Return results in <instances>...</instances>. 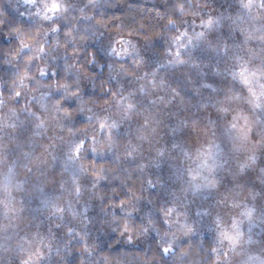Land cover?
Wrapping results in <instances>:
<instances>
[{"label": "snow or ice", "instance_id": "obj_1", "mask_svg": "<svg viewBox=\"0 0 264 264\" xmlns=\"http://www.w3.org/2000/svg\"><path fill=\"white\" fill-rule=\"evenodd\" d=\"M22 2L27 10L20 15L28 17L27 27L13 26L12 21L0 17V25L9 28V39L16 41L4 59L9 64L13 58L22 59V65H14L7 97L0 90V107L8 105L0 112V138L8 137V141L0 139V162L10 155L9 142L22 152V156L13 155L6 172L0 173V217L11 222L24 211L23 200H17L13 190L23 192L28 180L27 176L16 178L17 165L31 174L33 169L40 172L48 166L49 159L59 158L57 188L49 192L40 183L32 191L39 194L38 207L65 228L68 239L56 249L60 264H65L62 253L70 252L73 242L81 249L79 264H89V257L97 251L99 241L89 232L94 223L88 214L89 202L82 200L86 192L89 200L101 202L104 219L100 223L110 226L118 240L131 244L155 233L159 255L140 264L188 261L191 248L182 245L200 226V221L190 218L194 201L189 194H216L208 207L197 203L195 214L211 217L212 246L188 264H233V254L243 256L239 264H264V239L255 240L252 235L257 221L264 224V0H234L220 9L208 7L207 0H174L163 10L149 9L161 19L167 17L163 25L169 30L167 45L158 59L149 51L142 52L138 41L131 38L146 30L143 17L139 21L133 18L130 24L114 22L116 30L105 40L100 30L107 27V21L86 10L88 6L101 8L97 0L86 4L78 0ZM237 31L238 40L233 38ZM90 38L97 41L95 51L87 47ZM200 48L207 55H197ZM61 52L62 68L54 66L59 55H53ZM85 52L88 58L81 61ZM100 53L109 60V81L116 82L111 87L101 81L103 101L85 98L82 89L90 75L86 65L96 63ZM114 60H125L127 66ZM165 65L194 72L188 77L191 95L182 96L179 85L173 86L161 75L159 70ZM216 77L224 80L218 82ZM121 79L127 84L120 83ZM177 101L180 106L173 108ZM162 108L169 111L162 113ZM76 112L86 113L84 123H74ZM125 123L134 128L122 134ZM25 126L28 135L21 139ZM36 146L39 152L34 150ZM88 153H113L111 166L87 160ZM153 168L159 169V174L153 177L148 172L145 179L146 170ZM250 172L254 175L248 179ZM137 173L139 190L132 179ZM108 180L116 187L106 194L100 186ZM156 186L165 190L167 198L160 201L158 211L151 207L144 210L142 202L152 203L149 190ZM220 206L238 208L239 212L224 214ZM137 212L140 223L132 218ZM52 227L49 225L46 234H41L38 225L30 234H9L18 236L19 264H46L48 253L41 249L46 245L49 253L52 251L47 243L55 238ZM9 228L16 225L0 223V231ZM3 244L0 241V246ZM103 259L104 264H110L108 257ZM117 264L128 262L119 260Z\"/></svg>", "mask_w": 264, "mask_h": 264}, {"label": "rangeland", "instance_id": "obj_2", "mask_svg": "<svg viewBox=\"0 0 264 264\" xmlns=\"http://www.w3.org/2000/svg\"><path fill=\"white\" fill-rule=\"evenodd\" d=\"M8 3L9 8L19 17L23 18V19H28L27 16H21L20 13L26 11L27 9L23 6V2L22 0H6ZM99 0H97L98 2ZM79 3H87V0H78ZM203 2V0H202ZM234 0H207L208 3V7L214 8V9H220L222 6L227 7V5L229 3H233ZM20 5L19 8H17L16 6ZM86 10L88 12H91L92 7L88 6L86 8ZM191 20V17H189V21ZM47 26V25H45ZM83 23H81V27H83ZM189 27H191V24H189ZM101 32L104 33V39L107 40L109 38V33L104 32L103 30H100ZM60 34L61 36L63 35V29L60 30ZM114 38V37H113ZM132 39H135L138 41V46H141V50L143 51H149L153 54V59H158L160 56L163 55L164 52V47L167 45V35H163V36H159L157 39L154 40H149V39H141L135 36L131 37ZM234 39H239V33L238 31L236 33H234L233 36ZM92 42L94 45L97 44V41L92 40L91 38L86 42ZM197 55H207L206 50H204L203 48L197 49L196 50ZM25 55H27V53H25ZM53 55H59V59L55 62L54 66H59L62 68V65L64 63L63 58H62V52L57 54V53H53ZM107 58V56H106ZM129 60L131 58H128ZM108 60V58H107ZM114 63H119V64H125L127 66V61L125 60H118V61H113ZM109 63V60H108ZM18 64V61L14 60V64H13V69H14V65ZM132 69L129 68V72H131ZM160 73L162 76H164L173 86L179 85V90L181 91V95L182 96H187V95H191L192 93V87H191V83L188 79L189 75H194V72H192V70L188 67H179V66H163L160 70ZM46 75L48 76V78L50 79V72L46 73ZM209 75H212L211 73H209ZM159 78V77H158ZM217 81L220 82L222 80H224V77H216ZM230 79V78H229ZM47 81H45L46 83ZM114 82V81H113ZM120 83H125L127 84V81L124 79H121L119 81ZM114 84H116V82H114ZM238 84V82H237ZM91 84H89L88 79L86 78L83 82H82V89L83 92L87 91L89 88H91L90 86ZM5 86H3L0 83V90L5 89ZM7 89V88H6ZM46 90V89H41ZM157 94H161V93H157ZM24 102V98L21 97L20 99V103ZM33 106L35 107V101L32 102ZM13 106H18V105H13ZM179 102L177 101L174 105L173 108L175 107H179ZM8 105L5 104L4 106L0 107V112L6 111ZM162 113H167L169 111V109H161ZM86 113H80L79 112V118L81 120H84V116ZM23 116V114H22ZM167 121H165L166 123ZM129 127H133L134 125H129L127 123H125L122 128H121V133L123 134L124 132H126ZM6 131H10L6 130ZM161 131H165L163 128L161 129ZM51 134V132L49 131V135ZM28 135V131H27V126H25V129L22 131L21 134V139H23L24 137H26ZM3 139L4 141H8V137L5 135L4 137L0 138ZM46 142V141H45ZM10 143V155L9 157L0 162V173H4L7 170V164L11 162L12 160V156L13 155H17V156H22V152L20 149L15 148L14 145ZM36 152H39L40 149L38 146L35 147L34 149ZM88 155H93L91 153H88ZM107 155L109 157H113V153H104V154H96L95 156H104ZM60 160L59 158L56 161H52L51 159H49L48 161V166H46L45 168H42L40 170V172L38 173V176L36 178H34V176L32 174H34V171H36L35 169H33V172L31 174L27 173V170L24 169L23 167H21L20 165H17L16 167V178L17 179H23L27 176V180L28 183L25 185V190L23 192L20 191H16L13 190V195L17 198V200L22 199L24 202V211L23 214L21 216H19L15 221H9L6 218H2L0 217V223H4V224H15L16 228L12 229L9 228L8 231H0V241H4L3 246H0V264H19V260H20V254L18 252V249L16 248V241L18 239V236H11L10 237V233H18V235H25L26 233L30 234L33 231H37V225L39 226V231L41 232V234H46L48 232L49 229V225H53L52 229H51V235L53 237H55L54 239L51 240H47V243H50L52 245V249L55 247H60L63 242L65 240L68 239L67 234L65 233V228L63 226H61V221L58 219H51L49 218L47 211L44 209H41L38 207V203H39V194L32 191L33 187L35 184H40L43 183L45 186V189L49 192L55 190L58 186V181L61 178V170H60ZM151 171V175L154 177L156 172H159V169H149ZM159 174V173H158ZM156 177V176H155ZM150 191V190H149ZM152 191H155V194L151 195V200L152 203L149 204V202L147 200L143 201L141 207L144 208V210H147L149 207L153 208V211H158L159 207H160V201L166 199V192L165 190L161 189L160 186H156V188ZM223 193L222 188L220 189V194ZM3 195V192L0 191V196ZM65 196L67 195V193L64 194ZM145 195L147 196V192L145 193ZM89 196L90 193H85L84 196L82 197V200H87L89 202V207H88V214L89 216L92 218V220L94 221V223L90 224L89 226V232L91 234V236L99 241V237L100 235L103 234H107L108 232H111V227L108 225H102L100 223L101 220L104 219V214H103V208L100 205V201L98 199H91L89 200ZM217 196L216 194H213L212 196H210V198H213ZM156 198H158V200H156ZM209 197L207 195H201V196H196L193 197L191 196V194H189V199L194 201L191 205H190V218H196L198 221H200V226H199V231L197 233H194L192 237H200L205 233H209L212 236V240L213 237L215 235L214 230H212L209 227L210 221H211V217L207 218L206 216L204 217H196V205L197 203H199L200 205L203 206V204H207L208 207V201H206V199H208ZM237 212L233 211V213L230 214H235ZM139 216H141L140 212L135 213ZM65 224H67V219L64 222ZM245 229H247V222H245ZM259 227L256 226H252V235L254 237L255 240H261L260 238V233H257ZM261 229L264 230L263 227H261ZM154 235L155 233H149L148 235L144 236V237H140L139 239L135 240V241H139V243H142L143 240H145L148 236ZM31 238V237H30ZM191 238V237H190ZM47 239V237H46ZM133 241V242H135ZM38 242V241H37ZM103 242V240H102ZM132 242V243H133ZM100 243V242H99ZM254 248L256 247L255 245L253 246ZM42 251H44L45 253H48V255L44 258L46 260V264H60V260H61V256L59 257L56 253V249H53L51 252L53 253H49V249L46 245H42ZM258 250V248H257ZM63 254V253H62ZM243 259V256L240 254H233V264H239V261ZM93 262V261H92Z\"/></svg>", "mask_w": 264, "mask_h": 264}, {"label": "trees", "instance_id": "obj_3", "mask_svg": "<svg viewBox=\"0 0 264 264\" xmlns=\"http://www.w3.org/2000/svg\"><path fill=\"white\" fill-rule=\"evenodd\" d=\"M170 2H174V0H99L98 3L102 5V7L92 8L91 12L93 13L94 17L107 21V27L101 28V30L107 33L114 32L116 30L115 23L123 22L124 24H130L133 18L139 21L140 18L143 17V22L147 25L146 30L139 36H136L135 34H133V36L141 39L147 38L149 40H154L157 39L159 36L167 35V32L169 30L163 28L167 17L161 19L155 14V11H149V9L160 8L161 10H163V8L165 6H168ZM0 17L12 21L13 26L18 24L27 27L29 23L28 19H23L17 16L9 8L6 0H0ZM8 32L9 28L7 25H0V83L5 86V89H3V91L5 92L6 97V88H8V81L12 78V73L14 71L13 64L15 59L13 58V64H9L4 59V57L7 54L9 48H14L16 45V41L14 39H9ZM124 34L127 35V32L125 31ZM93 46L94 44L92 42L87 43L88 49L95 51ZM87 58L88 57L86 52L81 54V61ZM18 63L22 65V59L21 61H18ZM107 65L108 60L103 53L99 54L96 63L86 65L87 71L90 74L89 78L87 79L89 81V84H91V88L83 92L85 98L94 97L97 101H103L105 99V97L101 94V81L108 83L111 87H115L114 82L109 81L108 79L109 69ZM92 75L95 76V79L91 78ZM99 106L100 105L97 104V107ZM73 121L76 125L84 123V120H81L79 118V112L74 113ZM86 159L89 161L95 160L97 164L104 162L106 166H111L109 162L112 160V157H109L107 155L101 157L88 155L86 156ZM125 167H127V165H125ZM148 172L151 171L149 169L146 170L144 176L145 179L147 178ZM158 173L159 172H156L154 177L157 176ZM32 175L34 176V178H36L38 176L37 171H34V174ZM252 175H254V173L250 172L247 178L251 179ZM132 179L135 181L137 190H139L141 183L139 173H137V175ZM118 183L119 180H117V184ZM254 183L259 184V181L256 180L254 181ZM113 187H116V184L111 183V180L104 181L100 186V191H103L107 194L111 191V188ZM222 190H224L223 187ZM150 191L151 195L155 194V191ZM117 192L121 195L123 194L121 189L119 188H117ZM208 197L209 198L206 199V201L209 202L208 206L212 203V201L217 199V196L213 198H210V196ZM243 198L244 193L241 192L240 199ZM156 200H158V198H156ZM104 203H107V200H105ZM203 206L207 207V204H203ZM213 210L215 211L216 209L213 208ZM219 211L224 214H230L233 213V211L238 213L239 209L220 206ZM206 217L210 218L208 216ZM132 218L136 221V223H140L139 215L135 214ZM254 226L259 227L257 233H260V238L264 239V230L261 229V227L264 228V224H261L259 221H257ZM109 237H111V239H109ZM139 238H136L135 240ZM99 242L100 243L98 245L96 253L89 257V264H97V262L98 264H104V257H108L110 264H117V261L119 260L127 261L128 264H140L142 260L148 257H152L154 255L158 257L159 255L157 252L156 237L154 235L148 236L145 240L142 241V243H139V241H135L131 244H128V242L124 240H118L116 235H112L111 232H108L106 235H100ZM212 242V236L209 233H205L200 237H191L185 239L182 247L191 248V253L188 256V261L196 260L202 257L204 255L203 250L211 248ZM53 249H57V247ZM80 251V246L73 242L71 244V251L62 254L63 261L65 262V264H79ZM177 251H179V249ZM137 253L139 255H137ZM146 253L147 256L145 255ZM188 261H184L183 264H188Z\"/></svg>", "mask_w": 264, "mask_h": 264}]
</instances>
